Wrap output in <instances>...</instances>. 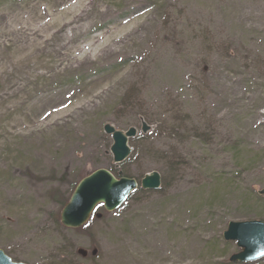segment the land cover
<instances>
[{
	"label": "rangeland",
	"instance_id": "rangeland-1",
	"mask_svg": "<svg viewBox=\"0 0 264 264\" xmlns=\"http://www.w3.org/2000/svg\"><path fill=\"white\" fill-rule=\"evenodd\" d=\"M106 123L138 129L118 166ZM98 168L158 171L162 184L66 228L62 207ZM263 187L264 0H0V249L12 260L227 264L240 248L223 232L264 221Z\"/></svg>",
	"mask_w": 264,
	"mask_h": 264
},
{
	"label": "water",
	"instance_id": "water-1",
	"mask_svg": "<svg viewBox=\"0 0 264 264\" xmlns=\"http://www.w3.org/2000/svg\"><path fill=\"white\" fill-rule=\"evenodd\" d=\"M150 129L151 126L142 121V132L147 133ZM104 132L113 139L110 151L114 163L118 165L131 154L128 142L130 138L137 136L138 130L136 127H130L123 131L106 123ZM118 175L106 168H98L80 179L60 212L62 225L67 228H81L88 223L97 206L103 205L106 211L111 212L119 208L139 185L144 190H155L161 186V175L157 171L145 174L141 182L135 178L122 176L121 171ZM259 193L264 195V187ZM223 237L226 241H235L240 248L239 252L230 256L231 262H250L264 257V221H230L223 232ZM77 252L84 257L89 253L84 248H78ZM91 252L92 255H96L98 251L94 248ZM0 264L26 263L13 261L0 249Z\"/></svg>",
	"mask_w": 264,
	"mask_h": 264
},
{
	"label": "trees",
	"instance_id": "trees-1",
	"mask_svg": "<svg viewBox=\"0 0 264 264\" xmlns=\"http://www.w3.org/2000/svg\"><path fill=\"white\" fill-rule=\"evenodd\" d=\"M227 264H228V262H227Z\"/></svg>",
	"mask_w": 264,
	"mask_h": 264
}]
</instances>
